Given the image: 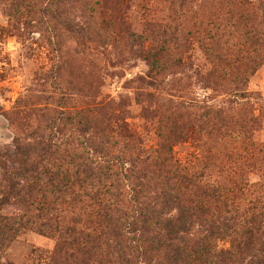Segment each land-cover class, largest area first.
<instances>
[{"label":"rangeland","instance_id":"1","mask_svg":"<svg viewBox=\"0 0 264 264\" xmlns=\"http://www.w3.org/2000/svg\"><path fill=\"white\" fill-rule=\"evenodd\" d=\"M204 107L228 116L226 133L205 134L199 122ZM116 118L136 134L133 144L123 145L111 121ZM102 135L114 144L110 156L125 162L167 144L176 162L195 170L209 152L211 180L218 183L217 169L231 174L247 157L241 167L255 188L234 204L260 228L251 240L237 229L213 236L211 247L241 249L226 264H261L264 0H0V215L35 214L36 196L23 186L36 175L24 171L50 160L46 151L31 149V167L12 163L6 154L17 145L42 136L62 154L88 138L101 142ZM141 169L152 178V167ZM11 181L19 184L14 191ZM62 210L61 225L72 226L76 218L87 226L78 209L74 215ZM208 231L201 223L187 237L203 240ZM58 236L34 226L12 235L0 231V264H121L98 250L87 256Z\"/></svg>","mask_w":264,"mask_h":264},{"label":"trees","instance_id":"2","mask_svg":"<svg viewBox=\"0 0 264 264\" xmlns=\"http://www.w3.org/2000/svg\"><path fill=\"white\" fill-rule=\"evenodd\" d=\"M203 109L199 122L207 131L205 134L226 133L222 130L229 123L228 116L221 109ZM111 121L116 124L117 135L125 138V147L137 140L127 125H119L117 118ZM112 127L107 128L112 131ZM84 128L91 130L89 121ZM74 145L73 151L61 154L49 138L39 136L32 145H17L6 154L12 163L26 167H31V149L34 153L46 151L50 160L38 170L24 171L36 175L30 177L35 182L23 186L28 194L36 196L31 203L36 206L35 214L0 215L1 232L12 235L34 226L44 236H67L68 240L62 243L75 249L82 247L87 256L98 250L114 255L121 264H226L233 262L241 249L216 251L211 247L212 237L237 229L241 237L251 240L260 228L258 223L251 226L255 221H246L245 212L239 213L234 204V200L252 196L255 188L246 181L249 171L241 167L247 157L241 158L231 174L217 169V176L223 179V183H218L211 180L209 152L197 159L194 170L176 162L167 144L160 145L153 155H134L128 162L120 156H110L109 149L114 144L110 145L104 135L101 142L88 138L85 145ZM143 166L154 169L149 173L152 178L141 169ZM15 186L19 184L11 181L10 191L16 190ZM62 207H67L72 215L78 209L84 218L88 217L87 226L79 225L76 218L72 219V226L61 225L62 214L67 213ZM201 223L207 226L208 237L189 239L193 227ZM259 263H264V257Z\"/></svg>","mask_w":264,"mask_h":264}]
</instances>
